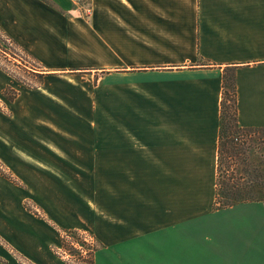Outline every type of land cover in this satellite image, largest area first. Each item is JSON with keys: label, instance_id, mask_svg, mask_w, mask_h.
Returning <instances> with one entry per match:
<instances>
[{"label": "crops", "instance_id": "obj_1", "mask_svg": "<svg viewBox=\"0 0 264 264\" xmlns=\"http://www.w3.org/2000/svg\"><path fill=\"white\" fill-rule=\"evenodd\" d=\"M90 1L93 41L122 66L117 136L101 143L118 166L101 207L53 226L93 231L119 264H264V202L215 209L226 74L240 127L264 129V0ZM26 2L6 3L16 17Z\"/></svg>", "mask_w": 264, "mask_h": 264}, {"label": "rangeland", "instance_id": "obj_2", "mask_svg": "<svg viewBox=\"0 0 264 264\" xmlns=\"http://www.w3.org/2000/svg\"><path fill=\"white\" fill-rule=\"evenodd\" d=\"M6 2L0 0V264H119L103 258L93 231L53 221L85 218L88 199L102 206L114 178L104 172L118 166L103 158L101 143L105 133L117 136L108 124L119 118L122 66L103 59L111 49L93 41L90 0H28L29 11L16 17ZM244 137L223 159L220 182L264 202V130ZM59 149L80 158H60Z\"/></svg>", "mask_w": 264, "mask_h": 264}, {"label": "trees", "instance_id": "obj_3", "mask_svg": "<svg viewBox=\"0 0 264 264\" xmlns=\"http://www.w3.org/2000/svg\"><path fill=\"white\" fill-rule=\"evenodd\" d=\"M223 100H222V110H221V120L222 126L220 130V140H219V160H218V176L216 181V200H215V209H225L232 207L240 203H246L249 201H260L258 197L255 196L253 191L244 190L236 188V186L221 184V169L222 161L227 157L231 158L232 153L237 150L238 143L243 142L244 135L250 131L248 129H243L240 127L238 122V99H237V86L235 83V78L232 74H226L224 77L223 83ZM228 88L231 89V92L228 93ZM228 97L231 98L232 102V113L228 112ZM230 102V101H229ZM231 110V109H230ZM228 114V119L227 115ZM264 130V129H261ZM241 139H240V138ZM237 139V140H236ZM222 185V186H221Z\"/></svg>", "mask_w": 264, "mask_h": 264}, {"label": "built area", "instance_id": "obj_4", "mask_svg": "<svg viewBox=\"0 0 264 264\" xmlns=\"http://www.w3.org/2000/svg\"><path fill=\"white\" fill-rule=\"evenodd\" d=\"M237 140V139H236Z\"/></svg>", "mask_w": 264, "mask_h": 264}]
</instances>
